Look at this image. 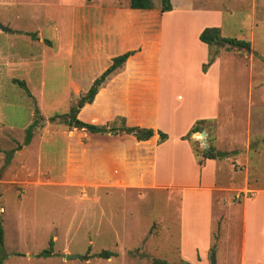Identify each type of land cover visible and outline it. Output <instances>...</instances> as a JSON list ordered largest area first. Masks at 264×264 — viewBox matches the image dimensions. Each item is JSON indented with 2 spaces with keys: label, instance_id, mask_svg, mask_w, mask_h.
Listing matches in <instances>:
<instances>
[{
  "label": "rangeland",
  "instance_id": "374dc122",
  "mask_svg": "<svg viewBox=\"0 0 264 264\" xmlns=\"http://www.w3.org/2000/svg\"><path fill=\"white\" fill-rule=\"evenodd\" d=\"M123 1L114 0L116 4ZM152 1L157 4L161 0ZM196 2L226 8L222 35L247 39L250 46L249 50L226 44L217 48V55L223 53L220 111L217 118L203 124L205 135L199 131L190 136L191 143L198 150L206 143H264V130L263 135L253 130L260 115L257 105L264 109V0ZM94 3L0 0V23L16 32L0 34V52L4 51L0 63H8L12 54L18 60L17 65L0 66L2 264H150L152 258L176 262L180 255L178 264H194L195 260L212 264V254L215 264L216 260L220 264L229 241L219 243L220 228L215 227L206 257L203 193L186 191L183 197L180 190L161 187L89 188L85 196L77 188L61 184L65 118L51 117L67 113L77 101L68 99L71 58L61 40V19L87 11ZM254 11L256 25L252 24ZM187 45H191L190 37ZM175 49L179 54L177 42ZM174 58L178 62L179 56ZM13 78L24 80L32 97ZM30 125L31 139L25 143ZM254 158L260 168L259 179L264 181V149L251 155V163ZM223 163L218 171L220 183L232 176L230 164ZM241 168L234 165L235 171ZM49 239L53 240L52 254L40 256ZM103 249L114 255L107 259L89 256ZM65 254L84 257L66 259Z\"/></svg>",
  "mask_w": 264,
  "mask_h": 264
},
{
  "label": "crops",
  "instance_id": "0c3cea01",
  "mask_svg": "<svg viewBox=\"0 0 264 264\" xmlns=\"http://www.w3.org/2000/svg\"><path fill=\"white\" fill-rule=\"evenodd\" d=\"M127 1L94 0L86 8L89 10L62 17L61 40L71 58L68 99L85 93L114 56L132 50L122 66L98 86L92 102L79 109L77 118L105 125L122 117L127 126L152 128L154 133L147 140H137L125 132L92 133L64 123L65 175L61 184L77 188L85 196L89 188L161 187L180 190L183 197L186 191L203 193L206 257L219 225L218 242L229 241L220 264H264V181L259 179L256 159L251 163V155L262 152L264 143H213L227 155L198 164L190 142L181 138L195 121L218 117L223 53L202 71L208 46L199 34L209 26L220 27L222 33L226 8H209L196 0H170L171 10L161 11L160 2L151 9H138L130 8ZM253 15L256 25V11ZM3 33L16 34L0 29ZM174 56H179L178 62ZM15 61L12 54L0 66L17 65ZM259 106L253 130L263 135L264 118L259 117L264 116V109ZM158 130L167 134L164 141H158ZM223 162L230 164L232 176L220 183L218 171ZM237 164L242 167L239 172L234 169ZM238 174H242L240 180Z\"/></svg>",
  "mask_w": 264,
  "mask_h": 264
},
{
  "label": "trees",
  "instance_id": "16d2710c",
  "mask_svg": "<svg viewBox=\"0 0 264 264\" xmlns=\"http://www.w3.org/2000/svg\"><path fill=\"white\" fill-rule=\"evenodd\" d=\"M127 2H128L127 5L130 8L151 9L154 7V2L152 0H128ZM171 8L172 7H171L170 0L160 1L161 11H168V10H171ZM30 36L34 39L36 38L35 34H30ZM199 39L202 42L206 43L208 46V58H207V61L202 64V71L204 72L206 71L208 66L212 64V62L218 56L217 48L222 47L225 44L227 46L237 47V48H249L250 46V41H248L247 39L223 36L221 33V29L218 26H209V27L203 28V30L199 34ZM133 53L134 51L129 50V51H125L119 55L114 56L111 59L110 65L93 81V83L88 88V90L82 95H80L76 103L70 107L69 111L64 114H55L51 117V119H53L55 116L64 117L65 123L69 127L82 128L92 133L117 134L120 132H125V133L132 134L137 140L149 139L154 133V130L152 128H145V127H140V126H127L125 124L124 118L122 117H116L112 122L105 124V125H96V124L84 122L77 118V113L79 109L85 103L92 102L98 86L104 81V79L110 73H112L113 71L121 67L124 61ZM12 81L14 83H17L30 97H32L24 80L13 78ZM210 120L211 119H200V120L195 121L193 125L190 127V129L187 131V133L181 137L182 139H187L190 142V145L198 161V164H202L204 159H207V158H210V159L222 158L227 155V152L216 150V148L213 146L212 143H209L206 147H203L200 150L196 149L191 143L190 136L195 132L202 131L203 124ZM32 125L28 126L25 130V133H26L24 137L25 143H28L31 139V135H32L31 126ZM157 133L159 135V139H158L159 142L164 141L167 138V134L165 132L158 130ZM5 161L6 162L9 161V153L6 155ZM2 220L3 219L0 215V255L3 253V239H4V229H3ZM52 245H53V240L49 239L48 246L42 249L39 252V255L40 256L51 255ZM112 255L114 254L111 251L107 249H103L99 251L98 253H95L94 255H89V256H96V257L107 259ZM0 264H2V257H0ZM150 264H178V263H171L162 258H152Z\"/></svg>",
  "mask_w": 264,
  "mask_h": 264
},
{
  "label": "water",
  "instance_id": "95a60500",
  "mask_svg": "<svg viewBox=\"0 0 264 264\" xmlns=\"http://www.w3.org/2000/svg\"><path fill=\"white\" fill-rule=\"evenodd\" d=\"M0 29H1L2 31H12V29H10V28H8V27L2 25L1 23H0ZM247 49L249 50V48H247ZM202 134L205 135L204 131H202ZM204 141H205V139H204ZM205 142H206V141H205ZM207 145H208V144L206 143V144H204L203 147H206ZM75 257H84V256H81V255H79V254H65V258H66V259L75 258ZM211 263H212V264H215V257H214V254H212V256H211Z\"/></svg>",
  "mask_w": 264,
  "mask_h": 264
},
{
  "label": "built area",
  "instance_id": "2783aa9c",
  "mask_svg": "<svg viewBox=\"0 0 264 264\" xmlns=\"http://www.w3.org/2000/svg\"><path fill=\"white\" fill-rule=\"evenodd\" d=\"M201 138V137H200ZM201 140H202V138H201Z\"/></svg>",
  "mask_w": 264,
  "mask_h": 264
}]
</instances>
